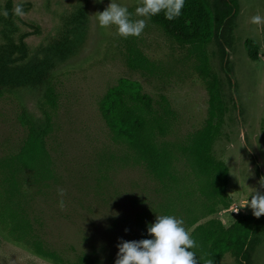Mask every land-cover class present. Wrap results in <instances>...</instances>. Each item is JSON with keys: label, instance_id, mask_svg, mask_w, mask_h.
<instances>
[{"label": "rangeland", "instance_id": "obj_1", "mask_svg": "<svg viewBox=\"0 0 264 264\" xmlns=\"http://www.w3.org/2000/svg\"><path fill=\"white\" fill-rule=\"evenodd\" d=\"M5 0H0V10ZM111 0H14L22 4L23 17H17V34L27 38L32 55H41L50 43L64 32L72 16L82 11L84 43L78 55L54 73L53 83L59 94L54 116V131L49 148L57 169V180L40 192L30 189L37 225L48 244L64 257L74 259L87 253L97 255L105 263L116 259L117 244L137 240V216L152 212L174 215L184 221L189 234L191 217L199 214L202 198L195 191L192 174L183 184V193L192 195L169 205L170 195L140 166L107 165V157L124 155L112 143L110 132L100 111L99 102L109 88L121 78L139 82L144 91L156 99L166 96L176 113V125L169 140H177L202 127L207 116L209 95L196 67L199 54L193 46H181L167 37L162 29L146 19L138 37H120L115 26L101 27L98 12ZM134 13L142 0H114ZM231 46L227 49L230 78L221 69L217 45L206 51L211 71L224 84L228 107L221 134L213 146V156L224 161L230 170L227 192L230 206L221 207L214 218L229 227L239 214H250L240 208L254 191L264 192V24L251 23L256 14L264 16V0H238ZM134 19L142 17L133 16ZM247 39L259 45V61H252L245 48ZM139 47L153 62L154 69L137 72L127 66L128 51ZM42 96L38 92H10L0 98V162L16 154L26 135L19 116L26 111L39 117ZM260 167L258 176L253 162ZM63 188L65 207L58 206L57 189ZM240 208V209H239ZM169 209V211H167ZM191 210L192 213L188 211ZM212 217L202 218L198 224ZM0 264H52L35 256L24 246L12 242L0 230ZM221 264H236L227 254ZM252 264H264V242L256 249Z\"/></svg>", "mask_w": 264, "mask_h": 264}, {"label": "trees", "instance_id": "obj_2", "mask_svg": "<svg viewBox=\"0 0 264 264\" xmlns=\"http://www.w3.org/2000/svg\"><path fill=\"white\" fill-rule=\"evenodd\" d=\"M13 1L5 0L3 10H7L8 15H0V98L10 92L30 91L38 92L42 101L39 117H32L26 111L20 114L19 121L26 135L19 151L0 162V230L12 242L52 264H114L115 259L105 263L97 255L87 253L68 259L53 249L37 226L39 221L33 213L34 197L30 192L32 188L42 192L57 180L56 164L49 148L59 104L53 75L81 50L85 40L83 13L79 10V14L73 15L66 30L41 55H32L27 43L30 35L17 34ZM238 13V0H185L181 15L175 19H166L163 12L148 18L174 42L193 46L199 54L196 70L209 95L207 116L201 128L177 140H169L177 122L170 101L166 96L154 98L139 82L131 79H119L99 102L112 143L125 152L107 157L108 166L142 167L170 195L171 206L185 198L190 200L194 191L183 193L187 180L184 174H192L196 179L195 191L202 202L199 214L190 218L189 225L194 227L190 236L196 246L191 250L197 264H221L227 254L236 264H252L256 249L264 242V215L257 218L252 213L239 214L229 227L213 217L221 207L227 208L231 203L227 192L229 167L213 156V146L221 134L228 107L224 84L211 71L206 48L211 43L217 45L221 69L232 86L227 49L231 46ZM245 48L249 58L258 62L257 42L247 39ZM126 63L137 72L151 73L154 69L153 62L139 47L129 49ZM261 132L264 138V119ZM253 162L257 175L261 176L254 157ZM151 214L145 211L137 216V240L151 238L147 234V226L153 222ZM208 217L212 218L198 224Z\"/></svg>", "mask_w": 264, "mask_h": 264}, {"label": "clouds", "instance_id": "obj_3", "mask_svg": "<svg viewBox=\"0 0 264 264\" xmlns=\"http://www.w3.org/2000/svg\"><path fill=\"white\" fill-rule=\"evenodd\" d=\"M102 2V0H98ZM185 0H142L135 12L111 0L102 12H98L97 20L103 27L115 26L116 33L123 38L138 37L146 26V19L163 12L168 20L181 15ZM13 14L24 16L22 4H16ZM0 15L7 16V10H0ZM142 17L134 19L133 16ZM254 25L264 24V16L260 14L251 17ZM264 187V180L261 181ZM60 197L58 206L63 209L65 191L57 189ZM247 206L252 215L259 218L264 215V192L254 191L251 199H247L240 208ZM239 208V209H240ZM147 234L151 238L139 240H123L117 244V254L114 264H197L195 253L191 250L196 242L191 238L184 226V221L174 215L158 214L155 221L147 226Z\"/></svg>", "mask_w": 264, "mask_h": 264}]
</instances>
